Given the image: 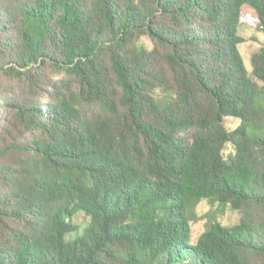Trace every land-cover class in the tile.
Wrapping results in <instances>:
<instances>
[{"label": "trees", "instance_id": "obj_1", "mask_svg": "<svg viewBox=\"0 0 264 264\" xmlns=\"http://www.w3.org/2000/svg\"><path fill=\"white\" fill-rule=\"evenodd\" d=\"M245 24L264 0H0V264H264ZM203 201L239 220L193 242Z\"/></svg>", "mask_w": 264, "mask_h": 264}, {"label": "rangeland", "instance_id": "obj_2", "mask_svg": "<svg viewBox=\"0 0 264 264\" xmlns=\"http://www.w3.org/2000/svg\"><path fill=\"white\" fill-rule=\"evenodd\" d=\"M239 35L245 40L243 44L239 46V50L243 57L245 67L248 72H252V56L258 52L264 46V32H260L245 24L239 27ZM147 47H152V44L143 40ZM228 129H234L238 125V121L228 119L226 122ZM229 149L226 150L228 152ZM217 207H211L207 201L201 202L196 208V215L192 222V241L196 242L202 232L207 228L210 220H217L224 225H234L238 222L239 216L233 212L230 208H227L224 213L217 212ZM81 222V218L77 220Z\"/></svg>", "mask_w": 264, "mask_h": 264}]
</instances>
